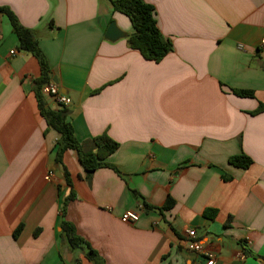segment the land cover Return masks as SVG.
<instances>
[{
	"label": "crops",
	"instance_id": "obj_1",
	"mask_svg": "<svg viewBox=\"0 0 264 264\" xmlns=\"http://www.w3.org/2000/svg\"><path fill=\"white\" fill-rule=\"evenodd\" d=\"M142 1L173 48L158 63L128 47L134 29L110 0H0L70 99L57 104L46 84L45 106L66 109L84 150L104 133L118 144L106 159L115 171L86 177L73 150L55 163L39 60L0 14V264H93L70 249L62 220L105 264H264V111L253 114L264 105V0ZM111 22L124 38H104ZM239 154L250 167L228 163ZM128 210L133 224L120 220ZM188 228L203 253L186 250Z\"/></svg>",
	"mask_w": 264,
	"mask_h": 264
},
{
	"label": "trees",
	"instance_id": "obj_2",
	"mask_svg": "<svg viewBox=\"0 0 264 264\" xmlns=\"http://www.w3.org/2000/svg\"><path fill=\"white\" fill-rule=\"evenodd\" d=\"M114 12L126 16L132 26L133 32L128 35L126 40L128 47L142 56L144 60L154 63L160 62L169 52L172 51L171 42L164 38L157 26L154 9L150 4L142 0H110ZM0 14L6 15L13 32L18 40V50L30 53L36 56L40 64V77L35 82V95L37 98L38 108L41 116L46 122L47 128L56 131L58 139L56 142L55 163H61V156L67 150L76 151L78 162L86 177H89L99 168L109 167L114 171L106 159L118 149V144L109 138L105 133L92 139L93 151H86L82 145L75 139L72 126L67 120V111L64 108L52 110L45 106L42 100L41 89L48 84V71L44 57L40 53L37 41L33 33L23 28L17 22L15 16L7 8L0 7ZM232 93L239 97H253L251 91L232 90ZM264 111V105H259L253 114ZM228 163L237 168L246 169L252 164V160L244 155L239 154L228 159ZM65 181L70 185L68 175L65 174ZM134 193V192H133ZM135 195V193H134ZM145 205V204H143ZM169 205V202H168ZM167 209V206L164 207ZM60 230L68 246L72 250H85V257L93 264H105L95 250L81 237L75 233L74 227L65 221L60 222ZM14 237L19 233L17 229Z\"/></svg>",
	"mask_w": 264,
	"mask_h": 264
},
{
	"label": "built area",
	"instance_id": "obj_3",
	"mask_svg": "<svg viewBox=\"0 0 264 264\" xmlns=\"http://www.w3.org/2000/svg\"><path fill=\"white\" fill-rule=\"evenodd\" d=\"M262 45H264V42H262ZM14 53L16 52L12 51L11 54ZM43 91L57 104L62 105L63 107L69 106L70 99L62 94L54 84H47L43 87ZM49 175H51V173ZM120 220L126 224H133L138 220V214L134 210H128L120 216ZM185 234L186 238L184 240V245L186 250L197 254H201V252L203 253L204 247H202L201 243L198 241L195 231L191 228H188L186 229ZM214 262V256H209L205 260V264H214Z\"/></svg>",
	"mask_w": 264,
	"mask_h": 264
},
{
	"label": "water",
	"instance_id": "obj_4",
	"mask_svg": "<svg viewBox=\"0 0 264 264\" xmlns=\"http://www.w3.org/2000/svg\"><path fill=\"white\" fill-rule=\"evenodd\" d=\"M125 34L117 28L115 22H111L105 32L104 38L108 41H116L120 38H124Z\"/></svg>",
	"mask_w": 264,
	"mask_h": 264
}]
</instances>
